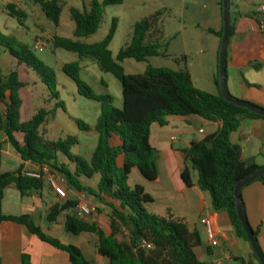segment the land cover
Here are the masks:
<instances>
[{
	"label": "trees",
	"instance_id": "1",
	"mask_svg": "<svg viewBox=\"0 0 264 264\" xmlns=\"http://www.w3.org/2000/svg\"><path fill=\"white\" fill-rule=\"evenodd\" d=\"M32 1L39 5L50 22L59 25L63 7L60 0ZM123 1L91 0L82 11L71 8L74 39L59 36L53 39L54 48L76 53L80 60L95 62L102 72L113 75L121 85L122 107L117 109L112 106V97L96 96L79 79V62L66 64L63 68L64 73L76 84L80 96L101 105V115L94 127L76 121L80 130L97 136L90 161L71 152L78 144L75 137L51 141L46 136V126L53 119L55 110L63 109L62 103H57L53 110L40 108L29 120L21 121L23 102L20 90L25 84L20 81L16 71L4 75L0 69V132L19 154L22 162L47 166L50 173L61 177L70 189L93 197L108 211L107 228L97 222L67 214L76 209L77 200L57 203L47 214L49 223H55L63 216L64 230L68 235L94 236L96 253L107 259L108 264H204L195 253L201 246L199 234L190 231L183 220L172 215L158 216L146 211L145 206L153 200L141 185L132 181L134 171L149 183L158 179L157 151L150 144L151 127L154 124L166 126L169 117L190 116L222 124L218 132L200 142L191 143L183 153L190 161L191 170L197 173L198 188L210 194L213 209L226 211L236 235L248 242L237 216L234 188L261 167L252 159H242L241 148L230 141V135L239 130L244 120L264 118L227 102L220 92L212 95L199 90L193 85L187 70L175 71L148 65L143 74L125 73L122 66L125 60L148 63L149 59L161 55L164 41V32L160 27L161 12L132 26L131 39L116 58H113L109 49L117 30L116 19L112 20L110 30L102 41L94 44L81 41L99 30L107 7L121 5ZM222 5L221 0V12ZM6 9L7 16L20 24L26 19V13L16 5L8 4ZM231 31L230 26L229 34ZM214 34L221 41L223 28ZM0 48L16 59L18 64H24L35 71L47 91L58 100L55 73L37 59L30 48L1 32ZM214 83L219 89L218 72ZM1 149L0 143V164ZM23 170L21 166L16 171L0 174V207L8 186H14L22 196L44 187V179L27 177ZM182 180L191 186L190 171L187 168L182 172ZM255 181L264 183V176ZM241 204L246 219L243 202ZM2 222L26 227L42 243L67 253L70 264H92L85 259L79 248L46 235L27 215L6 216L0 211ZM257 235L254 232L256 240ZM253 256L258 262L254 252ZM22 264H31L26 255L22 257Z\"/></svg>",
	"mask_w": 264,
	"mask_h": 264
},
{
	"label": "crops",
	"instance_id": "2",
	"mask_svg": "<svg viewBox=\"0 0 264 264\" xmlns=\"http://www.w3.org/2000/svg\"><path fill=\"white\" fill-rule=\"evenodd\" d=\"M206 1L208 2L206 10L199 7L198 0L191 1V9L186 16L191 22L188 26L190 32L181 25L173 36L176 43L175 53H168L169 45L163 43L159 57L173 58L178 67L175 71L187 70L196 88L217 95L219 89L214 83V78L218 72L221 41L214 33L222 30L223 15L219 6L221 0ZM263 6L264 0H229V27L231 26L232 31L228 38L225 62V85L229 95L262 109H264V31L260 29V24L264 20V14L260 9ZM2 13L4 12L0 10V14ZM185 32H188L187 37ZM164 39L165 41L167 39L165 34ZM42 46L43 44L40 47ZM0 55L4 58L8 56L14 67L11 72L16 71L23 82L19 72L29 75L28 67L18 64L17 60L4 49L0 51ZM23 83L26 88V82ZM24 88L20 90V97ZM22 107L20 116L23 114L24 103ZM31 116L29 114L26 119L29 120ZM21 121H24L22 116ZM221 126L220 122L212 123L196 116L169 117L166 126L152 125L150 144L157 151L158 179L149 183L137 171L133 172V176L135 182L141 185L153 200L149 204L151 214L172 215L183 220L190 231L199 234L201 246L195 253L201 262L243 264L244 261L246 264H259L253 256L249 242L236 235L228 213L224 210L215 211L210 194L198 188L197 173L191 170L190 161L183 153L191 143L200 142L218 132ZM230 141L241 148L243 160L252 159L256 165L264 167V119L244 120L239 130L230 135ZM0 143L2 144L0 174L16 171L21 166L23 169L36 167L31 163L22 162L19 154L6 142L1 132ZM185 168L190 171L191 186H187L182 180ZM137 174L143 180H140ZM59 178V192L54 191L46 180L41 190L30 191L24 196L14 186H8L4 191L1 213L6 216L27 215L46 235L79 248L85 259L92 264H108L107 259L96 253L94 236L68 235L64 230V219L62 221L58 219L55 223L47 221L49 209L67 200L79 201L85 198L89 205L97 209L101 207L98 200L77 193L70 189L64 180L65 184H62L61 177L58 176ZM241 198L246 219L252 230L257 232L258 246L264 255V183L254 181L245 186L241 191ZM76 211L77 209H74L67 214L76 215ZM88 217L87 220L97 222L105 228L98 218ZM202 219L211 221L213 231L220 242L217 247H211L205 227L201 223ZM23 255L28 257L31 264H70L67 253L42 243L26 227L12 222L0 223L1 263L22 264Z\"/></svg>",
	"mask_w": 264,
	"mask_h": 264
},
{
	"label": "rangeland",
	"instance_id": "3",
	"mask_svg": "<svg viewBox=\"0 0 264 264\" xmlns=\"http://www.w3.org/2000/svg\"><path fill=\"white\" fill-rule=\"evenodd\" d=\"M90 1L91 0H60L63 7L60 15V23L56 26L45 17L39 5L34 4L32 0H0V10L4 12L0 14V32L12 40L30 48L35 57L52 69L56 76L55 92L57 93L58 100L54 99L51 93L47 91V88L42 84L40 77L35 71L27 68L29 75H25L22 71L19 72L21 80L26 82L27 85L21 94L24 103V110L21 115L22 120H27L26 118L29 114L31 116L40 108L53 110L57 103H62L63 109L57 108L53 114V119L46 126V136L51 141L64 140L68 136L75 137L78 144L72 148L71 152L84 158L88 162L95 150L97 136L80 130L76 121L94 127L101 115V105L94 100H89L80 96L77 92L76 84L64 73L63 68L66 64L79 62V79L90 87L96 96L112 97V106L117 109H121L122 107L121 85L113 75L102 72L95 62L80 60L76 53L54 48L53 39L54 36L74 39V22L70 16V9L77 8L82 11L88 6ZM191 1L192 0H124L121 5L107 7L105 10L104 22L99 30L95 34L81 39V41L87 44H94L102 41L110 30L112 20L116 19L117 30L109 47L113 57L116 58L118 52L129 43L132 35V26L142 19L157 12H161L163 14L160 27L167 36L166 41L164 39L163 43H168V53L173 54L175 53L176 46L173 36L179 31L181 25H184L186 31L190 32L188 26L191 22L186 16L191 9ZM198 2L201 9L206 10L208 8V2L206 0H198ZM8 4H14L18 9L26 13V19H24L22 24L16 19L6 16V6ZM188 32H185L186 37ZM41 44H43L41 51L34 49V46H41ZM178 49L180 50L181 48L178 47ZM0 51H3V49L0 48ZM7 57L4 58L0 55V69L4 75L14 70L12 69L14 68L13 64L9 62V58ZM148 65L171 70H176L178 68L173 58L161 57L151 58L148 63L125 60L122 64L125 73L132 75L143 74ZM201 75H203V73ZM137 175L139 176V174ZM139 179L143 180L140 176ZM133 180H135L134 176H132V181ZM62 184H65V182H62ZM145 209L149 212L150 206H145ZM88 218H98L99 222H101L105 228L108 227L109 214L103 206L98 208L96 212ZM59 219L62 221L63 216H60ZM84 219L87 218L85 217Z\"/></svg>",
	"mask_w": 264,
	"mask_h": 264
},
{
	"label": "water",
	"instance_id": "4",
	"mask_svg": "<svg viewBox=\"0 0 264 264\" xmlns=\"http://www.w3.org/2000/svg\"><path fill=\"white\" fill-rule=\"evenodd\" d=\"M222 15H223V36L221 39L220 51H219V64H218V86L221 97L229 103H232L238 107L244 108L249 112L255 113L264 118V109L257 107L253 104L246 103L235 99L229 95L225 85V62H226V48L229 38V0H222ZM264 176V167H261L250 177L245 178L240 181L234 188V197L236 200L237 216L243 225L245 233L247 235L248 242L253 252L255 253L259 264H264V255L258 246V242L254 236V231L250 227L249 223L246 221L243 210H242V198L241 191L242 189Z\"/></svg>",
	"mask_w": 264,
	"mask_h": 264
},
{
	"label": "built area",
	"instance_id": "5",
	"mask_svg": "<svg viewBox=\"0 0 264 264\" xmlns=\"http://www.w3.org/2000/svg\"><path fill=\"white\" fill-rule=\"evenodd\" d=\"M260 12L264 14V6L261 7ZM260 29L264 31V20H262L260 24ZM34 49L39 51L42 50V48L39 45L34 46ZM23 174L31 178L44 179L49 183V185L54 191L59 192L60 190V182L58 181L60 179H58V176L51 174L47 166H42V167L36 166L34 169L33 168L24 169ZM61 182H63V179H61ZM76 209H77L76 216L78 218H85L87 216H90L93 213H95L97 210L96 207L89 205L86 202L85 198H82L78 201V205ZM201 223L205 227L206 234L211 247H217L220 244V242L213 231L211 221L209 219H202Z\"/></svg>",
	"mask_w": 264,
	"mask_h": 264
}]
</instances>
